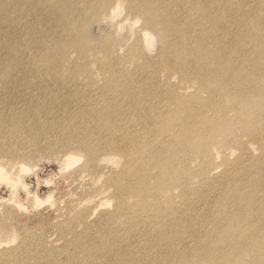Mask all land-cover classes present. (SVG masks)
Returning <instances> with one entry per match:
<instances>
[{
    "label": "bare ground",
    "instance_id": "1",
    "mask_svg": "<svg viewBox=\"0 0 264 264\" xmlns=\"http://www.w3.org/2000/svg\"><path fill=\"white\" fill-rule=\"evenodd\" d=\"M123 9L127 15L115 21ZM103 14L117 28L132 19L141 28L116 45L95 39ZM0 25V164L11 171L58 154L75 197L60 215L50 205L63 218L53 225L59 244L24 232L0 250V264H264V0H0ZM99 73L112 94L76 98ZM134 74L138 90L126 82ZM173 77L178 94L165 85ZM188 85L195 92L184 96ZM65 95L77 113L63 119ZM181 97L190 99L184 105ZM208 131L217 135L208 140ZM245 136L260 157L250 156ZM229 148L249 158L226 160L231 176L222 198L204 214L173 209L175 198L181 207L200 198L190 175L200 178L199 189L224 183L227 176L213 179L207 169ZM178 187L185 192L163 197ZM2 198L0 233L8 236L16 217L1 207L16 197ZM162 202L165 210L150 211Z\"/></svg>",
    "mask_w": 264,
    "mask_h": 264
},
{
    "label": "rangeland",
    "instance_id": "2",
    "mask_svg": "<svg viewBox=\"0 0 264 264\" xmlns=\"http://www.w3.org/2000/svg\"><path fill=\"white\" fill-rule=\"evenodd\" d=\"M120 11L121 10H119L118 16L116 17L115 21L116 20H122L123 17H125V15H127V12L124 9L121 12ZM105 18H106V16L103 14V16L100 19L96 20V22L98 21L97 23H99V25H97V23L94 24V26L92 28V35L95 39H97V38L104 39L105 38L108 40V42L110 44H112V43H114L115 45L120 44L122 42V40L118 41V38H120L124 35H126L124 39L127 38V40H130V35L133 32L140 30V28H141V23L135 22L136 19L128 20V21L123 23L121 28H117V26L115 27L114 23L113 24L111 23L113 20L112 18H110V17L107 19H105ZM7 29H9V26L7 27ZM4 42H6L5 39H4ZM130 46H131L130 47V49H131L130 60L135 62V58L132 55L135 47L132 44V42L130 43ZM158 47L159 46L157 44L156 49ZM159 50L160 49H158V51H154L153 53L149 54L147 61H148V59L150 61H153L154 58L158 55ZM144 61H145V59H144ZM125 66H127V65H125ZM127 67H129L131 69L133 68L132 66H127ZM91 69L93 70V72L96 75L97 67H94V65H92ZM96 79H97L96 80L97 83L94 86H85V87H87V90H85V93L77 94L76 98H78L79 100H85V98L91 97V96H93L96 99L103 96V95L104 96L105 95L110 96L112 93L109 89L110 84L108 83L107 78L106 77L103 78L102 75L99 73L98 76L96 77ZM137 79H138V74H134L133 76H129L126 82L130 86H134L135 89L138 90L140 85L135 82ZM167 81H168V84L167 83L165 84L166 88L169 87V85H171L172 87H174L173 88L174 92H176L178 94L179 93L178 88L181 85L178 77H173ZM66 83H71V82H69V80H66L65 82H63L61 84V86H64ZM101 87H102L101 90H103L104 92L107 91V93L106 92L103 93L100 90L99 91L100 94H99L97 92V88H101ZM73 89H74V87H73ZM194 92H195V88L189 87V85H188L187 88L185 87V89H183V91H181V94L182 95L184 94V96H185V94L190 95L191 93H194ZM203 96L207 97L208 95L205 93ZM28 97L30 98V97H34V96H28ZM189 99H190V97L182 98V103L185 105L186 101H188ZM223 99L224 98H222L221 100H223ZM15 100H20V98L17 97ZM62 100H64V102H62ZM66 100H68V101H66ZM218 100H220V99L218 98ZM71 101L74 102L70 96L68 99L67 95L62 96L60 98V103L58 104V106H60L59 113L63 119L67 114H69V112H72L75 114L77 113L76 107H74V104L71 103ZM224 103L230 104L229 99L225 98ZM197 107H200V106L197 104ZM65 110H66V112H65ZM229 118L230 119L236 118V114L234 112L230 113ZM205 127L211 128V127H213V123H205ZM207 133H208V137H209L208 140L212 139V137L217 135V134L213 133V131L212 132L208 131ZM262 135L264 136V132L262 133ZM227 138H230L229 141H227V143L231 142L232 137L229 136ZM241 140L243 142H245L244 143L245 145L249 146L250 156H252L253 158H258L263 154V151H261V147L258 144L251 142L247 136L241 138ZM213 141H215V139H213ZM177 151L179 153L178 152L175 153V156H174L175 159H179L183 155L181 153V151H179V150H177ZM232 151H233V149L229 148L228 150H226V152H229L226 156L221 157L219 159V162H217V160L214 161L215 162V169H213V170L207 169V171L210 172V173H208V175L210 177H212L213 179L222 180V179H224L225 176H227L223 180L224 183L216 184V185L212 186L211 188H204L203 187L202 189H199L200 178L197 176H191L190 175V178L192 180V181L190 180V182L192 183V189L191 190H193V191L196 190V192H198L200 194V198H197L196 196L192 195L190 197L192 200V204H190L188 206H183V207H181L182 203L179 202V201H181V199L178 200L175 198L172 201L173 209H179L180 211H182L184 213L195 211V212H198L199 214H204L206 212V205L208 204L209 201L212 200V202H216L215 199L222 198V195L225 194L228 190V185H226L227 178L229 176H231V174H229V172H228L230 164L226 163V160H228V162H231V163H236V161H238L239 159L246 161V159L249 158V156L247 154H244V152L241 149H237L235 152H232ZM226 152H224V154H226ZM81 162H82V160L77 162L76 164L79 165ZM31 164H33L32 168H39L40 169V171H39L40 173L39 172L37 173V176H39V177H27V178H25V182L29 183L33 186L32 191H34V192L36 191V185H41L39 187V191H38V195L41 199L46 198V196H47L46 194L50 193V194H52L53 203L55 204V205L51 204V207H53V209H55V207H56L55 210L57 211L59 209L67 208V205L70 204L71 201L74 200V198H75L74 194H73L74 189H73V187H71L70 178L66 174L67 171L62 170L63 167L60 163L59 155L55 154V155L47 156V157L40 155ZM189 164L191 165V167L195 170V172L199 176H201L200 171L203 174H205V171L202 170V167H199V165L197 163H194V161L190 162ZM77 165L75 167H78ZM42 171H44L45 173H43ZM239 171L241 173L244 172L243 166H240ZM181 174H183V173H181ZM179 177H181V176H179ZM44 180L45 181L48 180V181L45 182ZM151 182H154V180L152 179ZM45 183L51 184L52 187L48 188V187L44 186L43 184H45ZM260 189L264 193V187L260 186ZM0 190H1L0 191V197L9 198L10 201H11V199L14 200V198L16 197L15 193H13V194H15L14 196H13V194L9 195V191L5 188H0ZM173 190H163V197L165 199H167V197H170V195H172V193L176 192V194H178L182 191L185 192V190L182 187H178L177 191H173ZM3 192H5V194H4L5 196L2 194ZM70 193L73 194V196L70 195ZM109 194L110 193H108L107 196H109ZM9 196H11V197H9ZM15 199L17 200V197ZM24 199H25V195H24V193L21 192L20 193V201L23 202ZM63 200H64V202H61ZM57 203H59V204H57ZM62 203H64L65 205H63ZM112 203H113V201L111 202L110 209H108V210L112 209V207H113ZM259 203L262 204L261 201ZM165 206H166L165 202H162L160 207L156 206L158 209L156 207H153L154 211L153 210H150V211L160 213L163 210H165L164 209ZM51 207H50V205H48V206L41 208L38 205H35L32 199L25 200L24 204L19 206V207L13 203H9V205L2 206L1 208H4V211H2L1 214H3L6 210L11 209L15 213L16 220L11 222V228L12 229H11L8 236L5 235L4 233H0V244L4 245V246L0 247V250L5 249V248L10 247V246L17 245L18 240L25 235L24 232H31V231H32L31 235L32 236L34 235L33 237L40 238V239L42 238L41 240L44 241V245H49V243H51V242H53V244L54 243L59 244L54 240L55 238H57L58 232H56L54 230L53 225L55 223L61 222L63 220V218L59 219L60 213L57 211L59 214L58 215L57 212H55V210L52 211L53 209H51ZM201 218H203V217H198L195 220H197V222H198ZM15 228H17V229H15ZM12 230H14V231L12 232ZM21 230H24V231H21ZM124 230H126L125 226H124ZM33 233H35V234H33ZM10 235H13L12 237H15V238H13V240H12ZM19 235H21V236H19ZM15 239H18V240L15 241ZM210 239H211V242H213L212 237H210ZM10 241H12V242H10ZM5 245H6V247H5ZM134 245H136L137 249H143L142 245L138 241H136ZM40 248L41 247H35V248H33V250L37 251ZM151 258H152V250L149 248L146 250V253L143 256V260L145 263H149Z\"/></svg>",
    "mask_w": 264,
    "mask_h": 264
},
{
    "label": "clouds",
    "instance_id": "3",
    "mask_svg": "<svg viewBox=\"0 0 264 264\" xmlns=\"http://www.w3.org/2000/svg\"><path fill=\"white\" fill-rule=\"evenodd\" d=\"M70 170L71 169H66V171ZM39 171V168H32L23 163L9 171L8 168L0 164V188L7 189L9 191V195L15 193L17 197V200L11 201L10 203L16 204L19 207L24 204L25 200L32 199L34 204L41 208L53 204L52 194L48 193L44 199L39 197L38 191L41 185H36V191L34 192L32 191L33 186L25 182V178L36 177ZM43 185L48 188L52 187L49 183H45ZM21 192L25 195L23 202L20 201ZM2 200H7V198H2ZM2 246L4 245L0 244V247Z\"/></svg>",
    "mask_w": 264,
    "mask_h": 264
},
{
    "label": "water",
    "instance_id": "4",
    "mask_svg": "<svg viewBox=\"0 0 264 264\" xmlns=\"http://www.w3.org/2000/svg\"><path fill=\"white\" fill-rule=\"evenodd\" d=\"M5 192H3V194H4Z\"/></svg>",
    "mask_w": 264,
    "mask_h": 264
}]
</instances>
